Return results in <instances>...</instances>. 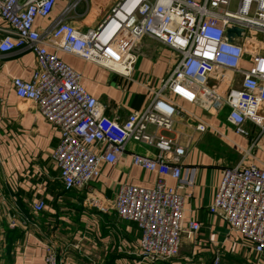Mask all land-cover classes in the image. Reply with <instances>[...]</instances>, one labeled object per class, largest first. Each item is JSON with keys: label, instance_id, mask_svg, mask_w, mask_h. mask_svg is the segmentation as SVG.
Segmentation results:
<instances>
[{"label": "built area", "instance_id": "obj_1", "mask_svg": "<svg viewBox=\"0 0 264 264\" xmlns=\"http://www.w3.org/2000/svg\"><path fill=\"white\" fill-rule=\"evenodd\" d=\"M55 2L0 0V52L26 48L35 58L30 80L12 78L10 83L15 97L33 101L57 132L59 140L50 160L57 166L64 188H89L99 176V165L117 162L128 142L156 150L153 155L130 152L132 165L156 171L179 185L185 149L159 134L169 131L173 117L182 111L176 99L191 103L210 94L216 110L227 109L225 120L235 133L242 134L243 124L249 121L258 130L253 145L264 138V56L247 47L248 41L264 38V0H237L234 9L229 8L232 0H118L95 28L85 32L66 20L68 9L43 30H36L35 19L48 17ZM233 26L244 32L227 41L225 30ZM142 36L169 46L179 59L142 111L132 112L124 120L105 116L81 85L80 74L56 52L129 78L136 59L131 50ZM245 56L247 69L241 67ZM224 72L239 76V87H229L222 94L209 89V76ZM207 127L202 120L194 123L199 132ZM182 204L183 196L158 180L151 188L119 184L109 209L136 225L138 256L154 263L177 256L181 234L191 236L199 228L193 220L183 227ZM43 207L42 201L31 206L33 212ZM99 209L106 211L105 207ZM207 209L223 218L230 232L248 240L254 252L264 250L263 168L242 159L223 167ZM43 264H61L51 243L45 245ZM211 264H219V259L215 257Z\"/></svg>", "mask_w": 264, "mask_h": 264}, {"label": "crops", "instance_id": "obj_2", "mask_svg": "<svg viewBox=\"0 0 264 264\" xmlns=\"http://www.w3.org/2000/svg\"><path fill=\"white\" fill-rule=\"evenodd\" d=\"M117 1L56 0L49 16L36 18L34 27L43 30L68 9L66 20L85 32L95 28ZM258 49L264 56V42ZM131 51L136 59L129 78L74 55L56 53L80 74L81 85L105 116L124 120L144 109L152 91L179 59L175 50L148 36H142ZM35 66V58L26 48L0 52V264H43L48 243L56 247L61 264H211L215 257L219 264H264V250L254 252L248 240L230 232L225 220L207 209L223 167L242 159L264 169V138L253 145L258 130L251 122L246 121L243 133L237 134L225 120L227 109L216 110L210 94L191 103L176 99L182 111L173 117L171 129L159 134L185 149L179 185L156 171L132 165L130 152L153 155L156 150L128 142L117 162L99 165V176L89 188L66 189L50 160L58 144L57 132L33 101L15 97L10 83L12 78L30 80ZM241 67H249L248 56ZM239 84V76L230 72L213 73L207 83L220 94ZM197 119L207 124L205 132L195 130ZM248 148L249 154L242 158ZM158 180L183 196V227L193 220L199 228L191 236L181 234L177 256L148 263L138 256L140 232L136 225L119 218L109 206L119 184L151 188ZM37 201L44 207L33 212L31 206Z\"/></svg>", "mask_w": 264, "mask_h": 264}, {"label": "water", "instance_id": "obj_3", "mask_svg": "<svg viewBox=\"0 0 264 264\" xmlns=\"http://www.w3.org/2000/svg\"><path fill=\"white\" fill-rule=\"evenodd\" d=\"M244 32L243 29L238 27H229L225 30V36L227 41H231L233 38V34H236L237 36H241V34Z\"/></svg>", "mask_w": 264, "mask_h": 264}, {"label": "rangeland", "instance_id": "obj_4", "mask_svg": "<svg viewBox=\"0 0 264 264\" xmlns=\"http://www.w3.org/2000/svg\"><path fill=\"white\" fill-rule=\"evenodd\" d=\"M237 2V0H232L231 4L229 5L230 9H234L235 3ZM262 42H264V38L259 39V41L257 42L259 45H257V43L253 42V41H248V50H256L257 52L259 51V47L261 48V44ZM258 46V47H257Z\"/></svg>", "mask_w": 264, "mask_h": 264}]
</instances>
